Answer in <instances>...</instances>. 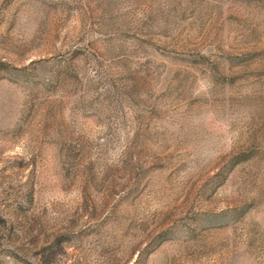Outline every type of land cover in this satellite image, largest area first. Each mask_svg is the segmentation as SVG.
I'll return each instance as SVG.
<instances>
[{
  "label": "rangeland",
  "instance_id": "374dc122",
  "mask_svg": "<svg viewBox=\"0 0 264 264\" xmlns=\"http://www.w3.org/2000/svg\"><path fill=\"white\" fill-rule=\"evenodd\" d=\"M0 264H264V0H0Z\"/></svg>",
  "mask_w": 264,
  "mask_h": 264
}]
</instances>
